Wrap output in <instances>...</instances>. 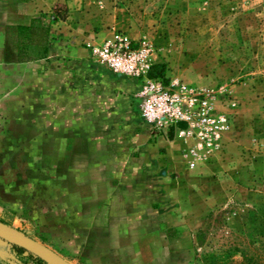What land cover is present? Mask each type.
Segmentation results:
<instances>
[{"label": "rangeland", "instance_id": "1", "mask_svg": "<svg viewBox=\"0 0 264 264\" xmlns=\"http://www.w3.org/2000/svg\"><path fill=\"white\" fill-rule=\"evenodd\" d=\"M13 8L42 16L61 50L77 43L102 65L92 47L114 34L146 43L149 74L212 91L227 114L218 149L194 155V141L176 137L190 155L175 172L168 219L139 250L80 243L78 185L55 115L56 61L71 52L15 61ZM103 31L112 37L97 40ZM0 221L70 264H223L241 250L264 260V0H0ZM0 264L36 263L0 238Z\"/></svg>", "mask_w": 264, "mask_h": 264}, {"label": "crops", "instance_id": "2", "mask_svg": "<svg viewBox=\"0 0 264 264\" xmlns=\"http://www.w3.org/2000/svg\"><path fill=\"white\" fill-rule=\"evenodd\" d=\"M8 14L13 25L39 17L16 8ZM112 35L103 31L97 40ZM60 44L51 35L47 56L36 61L71 52V58L56 61L61 74L55 115L64 146L70 147V176L78 185L71 195L78 201L77 220L86 227L80 243L87 240L95 245L88 250L101 253L119 252L123 245L137 251L168 219L175 172L190 154L182 153L184 145L171 133L150 135L139 114L141 80L112 72L77 43L63 50Z\"/></svg>", "mask_w": 264, "mask_h": 264}, {"label": "built area", "instance_id": "3", "mask_svg": "<svg viewBox=\"0 0 264 264\" xmlns=\"http://www.w3.org/2000/svg\"><path fill=\"white\" fill-rule=\"evenodd\" d=\"M92 53L116 73L141 80L137 93L139 114L152 136L192 139L197 151L209 152L221 145L227 114L217 111V96L206 88L180 81L149 76L150 51L146 43L134 42L114 34L92 47ZM227 107L234 102L225 101Z\"/></svg>", "mask_w": 264, "mask_h": 264}, {"label": "trees", "instance_id": "4", "mask_svg": "<svg viewBox=\"0 0 264 264\" xmlns=\"http://www.w3.org/2000/svg\"><path fill=\"white\" fill-rule=\"evenodd\" d=\"M58 6H63L59 4ZM67 13V9L64 6L62 12L59 13L57 9L53 10L54 19L57 18H65ZM42 16L37 18H32L30 23L27 25L18 24L15 26L17 30V44H16V52H15V61L25 62L38 60L41 58H45L47 56L48 44L50 43V27L44 26L41 20ZM8 57V54L6 55ZM151 77H158V75H154V73H150ZM162 77V76H159ZM12 247L17 252H27L29 257L36 264H47L41 258L33 255L29 251H26L24 248L19 247L17 245L12 244ZM241 259L235 262H227L223 264H264V260L259 257H253L251 255L246 254L243 250H241Z\"/></svg>", "mask_w": 264, "mask_h": 264}, {"label": "water", "instance_id": "5", "mask_svg": "<svg viewBox=\"0 0 264 264\" xmlns=\"http://www.w3.org/2000/svg\"><path fill=\"white\" fill-rule=\"evenodd\" d=\"M0 238L41 258L47 264H70L57 252L25 233L0 221Z\"/></svg>", "mask_w": 264, "mask_h": 264}]
</instances>
